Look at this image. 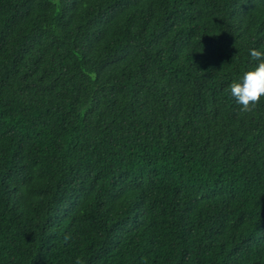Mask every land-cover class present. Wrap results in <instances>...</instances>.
Returning <instances> with one entry per match:
<instances>
[{
    "label": "trees",
    "instance_id": "trees-1",
    "mask_svg": "<svg viewBox=\"0 0 264 264\" xmlns=\"http://www.w3.org/2000/svg\"><path fill=\"white\" fill-rule=\"evenodd\" d=\"M264 0H0V264H264Z\"/></svg>",
    "mask_w": 264,
    "mask_h": 264
},
{
    "label": "clouds",
    "instance_id": "clouds-1",
    "mask_svg": "<svg viewBox=\"0 0 264 264\" xmlns=\"http://www.w3.org/2000/svg\"><path fill=\"white\" fill-rule=\"evenodd\" d=\"M249 55L256 62V66L246 71L239 81H234L230 85L231 95L241 106L240 111L245 113L252 112L264 98V51L252 48ZM75 264H81L79 258Z\"/></svg>",
    "mask_w": 264,
    "mask_h": 264
}]
</instances>
